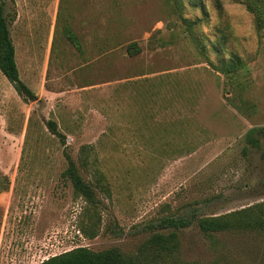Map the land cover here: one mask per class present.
Listing matches in <instances>:
<instances>
[{"label":"rangeland","instance_id":"rangeland-1","mask_svg":"<svg viewBox=\"0 0 264 264\" xmlns=\"http://www.w3.org/2000/svg\"><path fill=\"white\" fill-rule=\"evenodd\" d=\"M221 3L60 0L29 48L16 43L38 100L0 71V264L80 247L118 248L138 264H264L263 229L204 234L197 223L264 203V28L250 12L253 37L238 55L226 25L200 31ZM191 10L200 16L184 19ZM234 55L243 66L225 74ZM66 154L97 203L64 176ZM188 214L175 253L151 248L153 234L172 231L160 221Z\"/></svg>","mask_w":264,"mask_h":264},{"label":"trees","instance_id":"trees-1","mask_svg":"<svg viewBox=\"0 0 264 264\" xmlns=\"http://www.w3.org/2000/svg\"><path fill=\"white\" fill-rule=\"evenodd\" d=\"M248 11L254 14L258 27L264 28V0H244L243 2ZM10 22L5 17L4 4L0 1V71L13 85L17 93L28 101H37L38 97L21 80L17 63L16 51L13 44L10 28ZM140 53L136 43L128 45V54L137 55ZM243 66L241 59L234 55L224 66L225 74H233ZM48 128L55 135H60L54 122H48ZM249 131V141L253 145H258L257 141L252 139ZM254 140V141H253ZM68 161V167L64 176L68 178L73 185L74 191L86 201L95 204V192L90 185L85 183L79 175L73 159L65 155ZM255 208L234 212L221 217L200 218L197 223L204 234L219 233L233 230H264V203ZM196 219L195 215H182L167 217L160 221V228L172 230L169 233L157 232L149 239L148 244L159 254L166 253L172 255L179 247L177 231L189 227ZM40 264H138L135 257L127 256L118 248H111L101 252H95L88 248L80 247L60 255L51 257Z\"/></svg>","mask_w":264,"mask_h":264},{"label":"crops","instance_id":"crops-1","mask_svg":"<svg viewBox=\"0 0 264 264\" xmlns=\"http://www.w3.org/2000/svg\"><path fill=\"white\" fill-rule=\"evenodd\" d=\"M7 1L9 2L12 1L14 7V13H15L14 18L10 22L9 28H10L11 38L15 46L16 63L20 78L27 85V83L24 80L25 76L22 73L21 68L23 64L22 62H20L16 43L28 44V48H29L30 45L29 42L33 39L34 36L33 30L36 27H39L40 20L46 17L51 9L53 10L57 7L60 0H7ZM1 2L4 4V8H6V1L2 0ZM28 65L29 67L32 66L30 61H28ZM0 78L2 81L7 82L3 77Z\"/></svg>","mask_w":264,"mask_h":264},{"label":"clouds","instance_id":"clouds-1","mask_svg":"<svg viewBox=\"0 0 264 264\" xmlns=\"http://www.w3.org/2000/svg\"><path fill=\"white\" fill-rule=\"evenodd\" d=\"M221 7L222 12L219 16L217 15L216 23H213V18L210 15L208 22H201L200 31L209 34L214 27L220 26V24L226 25L234 50H236V44L239 43L241 50H237V54L242 55V50L247 48L248 42L254 33L252 14L242 0H222ZM191 12L193 11L191 10ZM193 13H196V15L190 16L185 12L184 19L192 20L194 17L200 16L199 10Z\"/></svg>","mask_w":264,"mask_h":264}]
</instances>
